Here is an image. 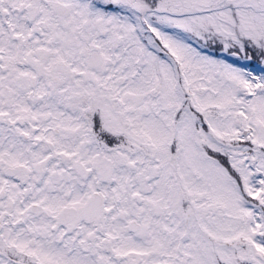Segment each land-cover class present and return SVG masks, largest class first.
<instances>
[{"label": "snow or ice", "instance_id": "6c2138e0", "mask_svg": "<svg viewBox=\"0 0 264 264\" xmlns=\"http://www.w3.org/2000/svg\"><path fill=\"white\" fill-rule=\"evenodd\" d=\"M0 264H264V0H0Z\"/></svg>", "mask_w": 264, "mask_h": 264}]
</instances>
